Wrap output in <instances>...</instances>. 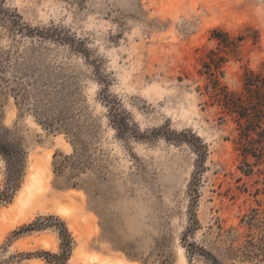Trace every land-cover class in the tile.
<instances>
[{"label":"rangeland","instance_id":"374dc122","mask_svg":"<svg viewBox=\"0 0 264 264\" xmlns=\"http://www.w3.org/2000/svg\"><path fill=\"white\" fill-rule=\"evenodd\" d=\"M263 67L264 0H0V264H264V142L212 89Z\"/></svg>","mask_w":264,"mask_h":264},{"label":"trees","instance_id":"16d2710c","mask_svg":"<svg viewBox=\"0 0 264 264\" xmlns=\"http://www.w3.org/2000/svg\"><path fill=\"white\" fill-rule=\"evenodd\" d=\"M222 62L221 58L217 60L210 58V61L204 64L206 73L213 76L211 72L219 70ZM242 85V93L229 92L225 87H220L217 80H212V89L218 105L224 112L235 118L243 153L256 157L257 154L253 151L254 143L264 142V67L257 73L246 70L243 74ZM56 123L65 127L61 119L56 120ZM116 123L121 125L117 117ZM48 125L51 127L50 125L53 124L50 122ZM252 134L258 136L257 141L251 138ZM21 155V150L9 140L5 133L0 132V156L8 166L14 170L19 169L22 161Z\"/></svg>","mask_w":264,"mask_h":264},{"label":"bare ground","instance_id":"6f19581e","mask_svg":"<svg viewBox=\"0 0 264 264\" xmlns=\"http://www.w3.org/2000/svg\"><path fill=\"white\" fill-rule=\"evenodd\" d=\"M32 168V173L28 175L27 179L28 182L25 186V189L29 192H27V194H31L33 192V194L35 193V190L37 187H41V181H42V168H41V164L39 162L34 163V165L31 167ZM45 188V187H44ZM24 190V189H23ZM40 191V188L37 189ZM32 196V195H31ZM116 264H124V263H120L117 262Z\"/></svg>","mask_w":264,"mask_h":264}]
</instances>
